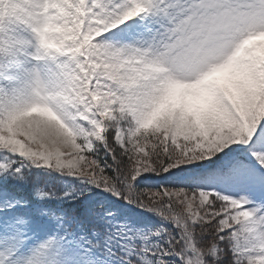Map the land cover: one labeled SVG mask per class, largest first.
Returning <instances> with one entry per match:
<instances>
[{
    "label": "snow or ice",
    "instance_id": "6c2138e0",
    "mask_svg": "<svg viewBox=\"0 0 264 264\" xmlns=\"http://www.w3.org/2000/svg\"><path fill=\"white\" fill-rule=\"evenodd\" d=\"M0 264H264V0H0Z\"/></svg>",
    "mask_w": 264,
    "mask_h": 264
}]
</instances>
